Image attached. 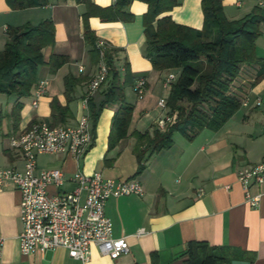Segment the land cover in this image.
Masks as SVG:
<instances>
[{
  "label": "crops",
  "instance_id": "crops-1",
  "mask_svg": "<svg viewBox=\"0 0 264 264\" xmlns=\"http://www.w3.org/2000/svg\"><path fill=\"white\" fill-rule=\"evenodd\" d=\"M106 7L114 0H91ZM260 0H222L223 11L231 20L240 19L258 7ZM259 8V7H258ZM261 9V8H260ZM262 10V9H261ZM84 3L75 0H47L42 6L11 9L0 0V50L6 40L8 26L37 24L45 19L54 22V44L43 48V57L50 54L67 56V61L51 73L46 64L38 67L37 80H45L46 91L38 105H32L30 95L19 99L21 108L12 114L15 95L0 93V168L23 170V158L12 148L9 139L27 128L34 120L50 123V102L53 99L67 105L70 115L58 125H74L86 112L83 98L89 79L97 71L98 62L84 41ZM128 11L130 21H103L97 16L88 18V24L99 40L118 50L113 65L120 79L125 77V65L133 77L146 78V90L141 100L136 98L132 85L124 89L125 100L134 108L128 127V136L108 148L112 116L118 105L104 106L94 125L89 119L92 142L79 157L61 154H39L37 170L59 168L65 177L80 171L90 175L100 171L104 177L138 180L142 195L110 197L105 203V214L112 222L114 237H125L129 252L112 259L103 255L95 245L85 263L68 255L64 248L23 255L19 249L21 231L20 191L12 184L0 190V264H231L244 260L250 264H264V184H251L249 193L258 196L251 206L245 191L237 180V171L258 163L264 156V76L254 81L258 65L244 66L232 83V90L246 105L241 104L234 115L218 130L204 128L193 139L177 136L169 148L149 155L145 167L136 173L138 162L132 151L133 131H152L156 119L164 112L157 102L165 98L164 78L167 70L153 69L145 55L143 15L147 4L134 0ZM264 12V10H262ZM178 24L200 29L203 24L201 0H181L168 12ZM261 35L255 41V52L264 58V22ZM79 66L82 70L79 71ZM73 79L69 99L65 79ZM104 83L93 95L98 104L103 98ZM160 89V92L157 93ZM259 101V102H258ZM155 105L152 107V103ZM73 184L66 180L59 187L50 185L48 191H68ZM143 228L142 234H137ZM218 256V258H217ZM226 257L220 261L219 257Z\"/></svg>",
  "mask_w": 264,
  "mask_h": 264
},
{
  "label": "trees",
  "instance_id": "trees-1",
  "mask_svg": "<svg viewBox=\"0 0 264 264\" xmlns=\"http://www.w3.org/2000/svg\"><path fill=\"white\" fill-rule=\"evenodd\" d=\"M5 1L14 10L47 3V0ZM75 1L85 5L82 14L83 38L98 62L97 37L88 24V18L97 16L103 21H130L133 14L128 8L134 0H114L106 7L98 6L91 0ZM139 1L147 4L143 15L146 57L153 69L168 71L176 68L178 74L169 83L165 97L168 111L177 112L175 123L164 129L154 126L151 132H132L135 139L132 151L138 162L136 173L144 169L149 155L172 145L174 131L193 139L204 128L220 129L242 104L238 93L232 90V83L244 66L258 65L254 81L264 76V58L258 57L255 52V41L261 35L260 23L264 22V12L260 8L240 19L231 20L223 11L222 0H201L203 24L196 29L174 22L168 14L181 0ZM5 33V44L0 50V93L16 96L12 114H17L22 105L19 99L29 96L36 83L38 67L46 64L53 73L68 58L52 53L48 61L44 60L43 48L54 44V22L51 19L37 24L8 26ZM117 50L111 46L104 48L103 58L108 66V75L104 81L107 86L102 100L98 104L92 96L87 100L94 125L104 106L118 105L112 116L109 149L128 136L134 108L124 97L125 87L133 84L128 66L125 65V77L121 80L113 65V55ZM72 84L73 79L67 77L65 91L68 99ZM50 108L52 126L64 123L70 115L68 106L61 105L57 99L50 102ZM2 119L0 113V127ZM224 259L226 257H219L220 261Z\"/></svg>",
  "mask_w": 264,
  "mask_h": 264
},
{
  "label": "built area",
  "instance_id": "built-area-1",
  "mask_svg": "<svg viewBox=\"0 0 264 264\" xmlns=\"http://www.w3.org/2000/svg\"><path fill=\"white\" fill-rule=\"evenodd\" d=\"M264 10V0L258 2ZM109 46L103 40H96L100 59L97 71L89 79L83 106L86 112L74 125L52 126L45 120H34L31 124L9 139L10 146L18 149L23 158V170L15 167L0 168V190L6 184L15 186L21 194L20 222L18 235L21 254L28 255L35 251L41 253L56 248H64L68 255L85 263L90 257V247L95 245L103 255L115 259L129 252V243L125 237H114L112 222L105 214V203L110 197L124 195H142L143 188L138 180H122L104 177L100 171L90 175L80 171L68 178L59 168L37 170L39 154L66 153L79 158L92 142L89 125L90 115L87 100L104 83L108 75V66L104 61V48ZM83 68L79 66V71ZM175 79V74H168L164 86ZM46 81L40 80L33 90L32 105L37 106L46 91ZM146 78L139 77L133 83L138 98L144 96ZM259 102V101H258ZM248 103L247 98L242 101ZM157 105L164 111L156 119V127L166 128L177 119V112H170L165 98H160ZM66 180L73 184L68 191H48L50 185L59 187ZM237 180L245 191L251 206L258 203V196L249 193L251 184H264V156L258 163L250 164L237 171ZM144 229L138 230L142 234ZM2 239L0 238V248Z\"/></svg>",
  "mask_w": 264,
  "mask_h": 264
},
{
  "label": "rangeland",
  "instance_id": "rangeland-1",
  "mask_svg": "<svg viewBox=\"0 0 264 264\" xmlns=\"http://www.w3.org/2000/svg\"><path fill=\"white\" fill-rule=\"evenodd\" d=\"M170 73H172V74H175L176 76H177V74H178V69H176V68H173V69H170L168 72H165V73H163V74H161V78H166V76L168 75V74H170ZM164 91H165V96H167V94H168V89H164ZM160 92V89H159V91L157 92V93H159ZM136 98H137V96H136ZM138 100H141V98H137ZM155 105V102H153L152 103V107ZM177 133V136H182V135H179V134H181L179 131H177L176 132Z\"/></svg>",
  "mask_w": 264,
  "mask_h": 264
},
{
  "label": "water",
  "instance_id": "water-1",
  "mask_svg": "<svg viewBox=\"0 0 264 264\" xmlns=\"http://www.w3.org/2000/svg\"><path fill=\"white\" fill-rule=\"evenodd\" d=\"M231 264H250V263L248 261H244V260L233 259V260H231Z\"/></svg>",
  "mask_w": 264,
  "mask_h": 264
}]
</instances>
